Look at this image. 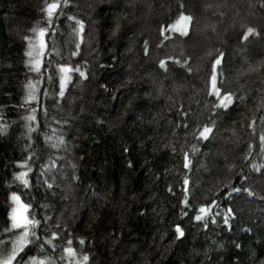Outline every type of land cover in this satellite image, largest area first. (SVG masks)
<instances>
[{
  "label": "trees",
  "instance_id": "trees-1",
  "mask_svg": "<svg viewBox=\"0 0 264 264\" xmlns=\"http://www.w3.org/2000/svg\"><path fill=\"white\" fill-rule=\"evenodd\" d=\"M106 1L0 0V264H264V0Z\"/></svg>",
  "mask_w": 264,
  "mask_h": 264
},
{
  "label": "rangeland",
  "instance_id": "rangeland-1",
  "mask_svg": "<svg viewBox=\"0 0 264 264\" xmlns=\"http://www.w3.org/2000/svg\"><path fill=\"white\" fill-rule=\"evenodd\" d=\"M100 1L101 2H107L106 0H91V3L93 4L94 2L95 3H100ZM149 1V0H148ZM150 2V1H149ZM192 2V4L191 5H193L194 7H196L201 13H203V11H205L206 9H208V11H210V12H208V17H207V19H212V20H216V23L215 24H209V21L210 20H202L203 19V17L201 18V17H199V20H200V26H199V29L201 28V29H205V28H207V30L209 29V31L212 33V34H215V35H217V34H221L220 32H222V31H220V29H218V28H216L217 26L216 25H218V24H220V23H226V24H229V23H231L232 21H233V19H234V17H233V12H231L232 14H230V15H228V16H226V17H223L222 15H221V17L218 15V16H214V14H215V12H217L216 10V8H218L220 5L219 4H216L215 5V7H211V5H210V1L209 0H192L191 1ZM148 2H146V3H142L143 5V8H144V10L147 8V10H149V6H148V4H147ZM219 5V6H218ZM212 9V10H214L213 8H215V12H214V14H212L211 12V10H209L210 8ZM156 10V9H155ZM233 11V10H232ZM235 11V13H236V9L234 10ZM207 13V12H206ZM203 14H205V13H203ZM216 15H217V13H216ZM243 16V15H242ZM236 17V16H235ZM237 18H240L239 16L237 17ZM245 18V17H244ZM180 19L181 18H179L178 19V21H177V26H176V28L177 29H179V30H181V28L183 29V30H185L186 29V27H187V24L186 25H181V23H180ZM142 20H144V22H146V23H144L142 26H141V29L140 30H138V31H134V33H135V35L137 34H140V35H143V36H146L147 34H148V32H149V30L151 29V27L153 26V23L150 21V18H143ZM244 20V19H243ZM188 23V22H187ZM91 29H92V31H91V36H90V39H89V42H96V44H97V39H98V34H99V31L98 30H100V28H99V21L98 20H93V22H92V24H91ZM215 30V31H214ZM112 34H113V32H112ZM206 31L203 33V36L205 37L204 39H208L207 38V36H206ZM114 38H115V35L114 36H110L109 37V39L111 40V41H113L114 40ZM41 40H43V42H44V38L43 37H41L40 35L39 36H36V40H35V44H34V51H35V53H36V61H41V58H42V53H43V49H40L39 48V45H40V41ZM203 48H205V44L203 43H201L200 44ZM207 45H208V43H207ZM181 49L182 48H184V47H180ZM110 50H111V52H115V44L114 45H112L111 46V48H110ZM38 51H39V55H37V53H38ZM202 60H203V56H201V54H199V55H195V67L197 68V67H199V66H201V64H202ZM134 64L137 66V65H139V61H137L136 59H134ZM140 67H143V73H142V75L140 76V78L138 79L139 81H141L143 78H144V76L146 75V73L145 72H151V74L153 73L154 74V72H153V69H151L149 66H148V63L146 62V61H143L142 63H140ZM120 71V70H119ZM121 72V71H120ZM147 72V73H148ZM128 73L130 74L131 73V71H128ZM145 73V74H144ZM178 87V86H177ZM158 89H159V86H158ZM95 90V89H94ZM93 94V97H91L90 96V101L91 102H93L94 101V97H95V95L96 94H94V93H92ZM109 106L110 105H105V107L106 108H109ZM116 124H119V125H117V126H120L121 124H122V119H120L119 117L117 118L116 117ZM16 205H15V203L13 202V208L15 207Z\"/></svg>",
  "mask_w": 264,
  "mask_h": 264
},
{
  "label": "snow or ice",
  "instance_id": "snow-or-ice-1",
  "mask_svg": "<svg viewBox=\"0 0 264 264\" xmlns=\"http://www.w3.org/2000/svg\"><path fill=\"white\" fill-rule=\"evenodd\" d=\"M60 5L58 3H52L49 5L48 7V13H49V16L51 17L53 15V13L55 12V10L59 7ZM190 17H181L180 19V23L181 25H186L188 21H190ZM82 27V25H81ZM181 30H183L181 28ZM39 35L41 37H43L45 35V30L41 29L40 32H39ZM45 47V44L43 42V40L40 41V45H39V48L40 49H43ZM39 51L37 53V55H39ZM29 55H31V53H29ZM37 63H39V61H37ZM217 63H219V61H217ZM64 71H69V69H64ZM213 84H215V78H213ZM226 100L228 99H231L230 96L226 97L225 98ZM205 133L209 132L210 129H205L204 130ZM27 174L26 173H23L21 174V177L20 179L24 180V183L27 184L28 181L26 179H24V177L26 176ZM14 203H15V207L13 208L12 210V213L10 215V219L12 221V228H15V229H25L24 231V234H23V237L20 241V243L17 245L16 248L13 249L12 251V254L3 262V264H12V261L13 259L15 258V256L17 255L18 251H22L23 248L26 246L25 245V241L27 240V237L29 235L28 231H27V228L30 224H34V223H38V222H34L32 220H30L28 218V211H29V205H26L24 204L20 198L18 196H16L15 194L13 195L12 197ZM200 211L203 213L206 211V209L204 208H201ZM196 219H201L200 216H197ZM177 231L180 232V235H183L182 231H180L179 228H177ZM81 243H83V241H81ZM71 254L75 255L74 253V250L72 249H69L68 250ZM85 260H87L88 258L87 257H84ZM33 264H37V262H33ZM38 264H47V262L45 261H39Z\"/></svg>",
  "mask_w": 264,
  "mask_h": 264
}]
</instances>
